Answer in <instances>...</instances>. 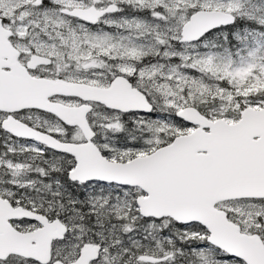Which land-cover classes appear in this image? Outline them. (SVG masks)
<instances>
[{
  "label": "snow or ice",
  "instance_id": "1",
  "mask_svg": "<svg viewBox=\"0 0 264 264\" xmlns=\"http://www.w3.org/2000/svg\"><path fill=\"white\" fill-rule=\"evenodd\" d=\"M0 264H264V0H0Z\"/></svg>",
  "mask_w": 264,
  "mask_h": 264
}]
</instances>
